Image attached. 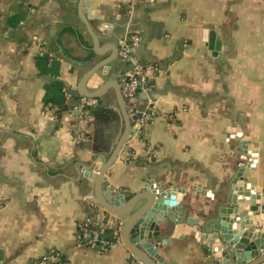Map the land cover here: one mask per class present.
<instances>
[{
	"label": "crops",
	"instance_id": "1",
	"mask_svg": "<svg viewBox=\"0 0 264 264\" xmlns=\"http://www.w3.org/2000/svg\"><path fill=\"white\" fill-rule=\"evenodd\" d=\"M80 2L0 0V264H33L53 249L69 264L139 263L122 241L127 219L111 221L121 242L103 253L78 243V227L101 209L94 175L125 128L109 90L89 110V140L74 142L79 82L112 55L94 53ZM85 12L102 47L139 35L131 60L158 68L156 115L131 134L104 193L128 202L145 182L170 193L163 208L179 223L162 211L168 222L150 242L159 250L146 247L163 264H211L205 224L233 182L264 190V0H89Z\"/></svg>",
	"mask_w": 264,
	"mask_h": 264
},
{
	"label": "water",
	"instance_id": "2",
	"mask_svg": "<svg viewBox=\"0 0 264 264\" xmlns=\"http://www.w3.org/2000/svg\"><path fill=\"white\" fill-rule=\"evenodd\" d=\"M88 5L89 0H81L78 11L81 21L93 40V51L98 56H104L108 52H111L112 55L97 63L84 74L79 82V93L83 98L102 99L109 90H114L125 126L124 132L111 156L101 164L97 174L94 175L97 203L110 215L127 219L122 232V241L135 260L140 264H163L154 259V252H149L146 245L153 247L150 242L160 238L161 226L166 225L168 222L167 219L162 220L164 214H161L162 211L174 215L175 218L171 219L174 226L179 223L178 218L175 216L178 211L168 208L173 206L168 205L166 209L163 208V204H168L171 198L170 193L162 190V188L149 187L147 182H145L146 189L128 202L121 199L120 195L112 198L103 191V184L106 181L109 169L116 162L134 132V122L142 120L143 113L148 108L153 109L155 101L150 92L145 93L138 89V98L134 100L133 104H136V109L139 112L134 119H131L128 111V106L131 103H127L122 94L120 80L128 72L127 69L124 71L121 69L132 61L123 60L120 57V48L117 45L111 49H108L109 46H101L99 36L85 14ZM211 36L214 37V41L211 38L209 47L219 53L221 51L220 39L215 37L213 33ZM114 62L119 63L117 69L119 73L113 79L101 82V79L107 76L104 69ZM92 86H95V88ZM150 101H153V103L151 104ZM238 175L240 177L241 173ZM143 200L146 201L144 206L137 208L138 203ZM225 201L227 204H225V208L220 210L216 219L210 224H205L206 232L210 234L206 240V245L209 251H212L214 257L211 264H264V190L254 187L251 183L233 182ZM223 202L222 200L221 203ZM228 216H231L230 220ZM152 250L158 251L159 246L155 245ZM207 254L208 257L211 255L210 253Z\"/></svg>",
	"mask_w": 264,
	"mask_h": 264
},
{
	"label": "built area",
	"instance_id": "3",
	"mask_svg": "<svg viewBox=\"0 0 264 264\" xmlns=\"http://www.w3.org/2000/svg\"><path fill=\"white\" fill-rule=\"evenodd\" d=\"M141 42L139 35H128L124 38L120 45V57L123 60H131L132 50L137 48ZM132 61V60H131ZM133 67L123 77H121L120 84L122 94L127 103L128 111L131 119H134L139 110L136 109L134 100L138 98L137 91L141 89L142 92L149 93L151 85L150 75L157 72L158 68L153 65H147L132 61ZM150 103L152 104L153 101ZM98 106L97 99L82 98L79 106V113L82 117L80 126L74 132L75 144H83L89 140L90 130L89 124L91 122L90 109ZM156 115L155 109H147L143 113V119L136 121L133 124L134 135L140 134L143 127L151 122ZM116 217L107 213L104 209H96V211L85 219L78 227L77 238L81 246L95 250L99 253L107 251V249L119 244L121 242V227L111 224ZM33 264H69L57 250H51L48 254L35 260ZM130 264H140L132 262Z\"/></svg>",
	"mask_w": 264,
	"mask_h": 264
},
{
	"label": "trees",
	"instance_id": "4",
	"mask_svg": "<svg viewBox=\"0 0 264 264\" xmlns=\"http://www.w3.org/2000/svg\"><path fill=\"white\" fill-rule=\"evenodd\" d=\"M91 110V109H90Z\"/></svg>",
	"mask_w": 264,
	"mask_h": 264
}]
</instances>
